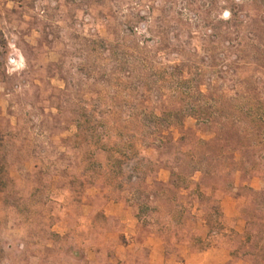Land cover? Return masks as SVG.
Returning a JSON list of instances; mask_svg holds the SVG:
<instances>
[{
	"label": "rangeland",
	"instance_id": "obj_1",
	"mask_svg": "<svg viewBox=\"0 0 264 264\" xmlns=\"http://www.w3.org/2000/svg\"><path fill=\"white\" fill-rule=\"evenodd\" d=\"M235 12L243 26L227 22ZM237 34L245 45L228 52L237 74L210 86ZM139 41L152 46L157 68L179 65L207 96L233 95L241 81L264 100V0H0V264H264V202L253 194L264 188V147L245 125L216 132L182 113L146 145L135 122L120 126L128 114L186 106L173 103L170 84L140 96ZM181 47L203 77L179 64ZM214 136L209 151L200 140ZM200 161L217 162L211 179L171 177L168 166ZM154 193L165 207L149 202L140 212L138 197ZM167 207L194 215L186 230L159 213Z\"/></svg>",
	"mask_w": 264,
	"mask_h": 264
},
{
	"label": "trees",
	"instance_id": "obj_2",
	"mask_svg": "<svg viewBox=\"0 0 264 264\" xmlns=\"http://www.w3.org/2000/svg\"><path fill=\"white\" fill-rule=\"evenodd\" d=\"M236 17L237 13L235 12L233 19L227 22L232 24V26H243L244 21H238ZM127 25L128 26L125 32L130 35L136 34L134 32V29L137 28L135 21L129 22ZM145 28L148 31L152 29L151 26H145ZM239 37V34H237L236 39H239V42L235 46H229L230 42H227V46H225L224 48L225 53H222L218 58L219 63H217V65L219 64L220 68L219 70H217L216 76H212V78H209L210 86L216 84L219 79L223 78V76H221L220 74L227 75V73L231 72L234 75L236 73L235 69L231 66L234 61L231 62L229 60L228 52L231 51L230 48L238 49L239 45H245L243 39ZM135 46L136 54L134 55V60L137 61V64L133 65L134 69H136L138 72L137 89L140 93V96H145L147 92L153 87H158L159 92H161V88L163 85L170 84V89L173 93L174 98L173 103H186V106L184 105V108L181 110V112L177 114L174 112H163L162 115L152 113L150 117L141 116L136 119H134V115L128 114L123 119L122 124L120 126L126 129L128 126L135 122V127L138 128V131H140L142 134V138L140 139L141 145L148 144V140H146V137H150L156 134V132H158L161 127H170L180 124L179 119L182 116L180 117L179 115L183 113V117L187 115L195 116L198 123L208 125L216 129V132L217 130L223 131L231 129H240L243 128L245 125L244 128L248 137L251 139V141H254L253 145H261L264 147V100L259 101L253 95L250 94V92L248 91L249 83H243L240 81V88H232L233 90H235L233 95H228L225 93L223 95H218L216 98H213L207 96L202 90H198V85L196 84L197 81L195 82V79H192L191 77L183 78L181 76L182 72L178 67L179 65H166L157 68V65L155 64L156 62L152 60V46L145 44L144 41H139V43H136ZM180 51L181 52H178L177 54L178 57L181 58V62L179 64L196 68V78L203 77L206 72L203 67H199V62L197 60L198 58H196L195 53H192L191 57L185 56L184 58V48L181 47ZM126 63L128 66L131 65L130 63H128V61H126ZM158 97L161 100L164 97L163 92L159 94ZM109 112L113 113L112 111ZM83 126L84 124L82 123L78 124V128H81ZM93 127L95 128V126ZM146 129L153 130L144 134L143 132ZM105 138H110V134L108 132H106L103 137H99V141H102ZM216 138L217 136H214V138L210 140H200V142L206 149L212 151ZM103 145H106V143L103 142ZM203 163L205 162H196L192 166H190L189 164L180 163L174 167L168 166V168L170 169L172 178L179 175L182 170H187L188 172H191L192 175H194L196 172H200L201 174H203L204 178L211 179L213 177L212 174L215 173V171L217 170V162H215L216 164L212 167L208 163ZM140 166L138 167L141 168L142 166ZM3 183L4 166L0 161V186L3 185ZM175 186L178 187V185L176 184ZM253 194L256 196V198H258V200H260V202H264V188L260 191H254ZM199 196L202 199L209 201L208 197H205V195L202 194V192L200 191ZM153 198L154 200L152 201ZM138 199V204L141 209L140 212L149 209V202H159L160 205L165 207V202L168 201V199H162L160 193H154L153 195L149 196L147 195L144 198L139 196ZM210 209L213 210L215 215H219L218 207H216L215 209ZM158 211L164 217L170 216V219L176 218L177 222L175 226H178L180 229L185 230L187 223H189V220L191 219L190 217L194 216L189 212L188 214H186V210L172 212V210L168 207L166 209ZM138 216L139 218H141L140 213L138 214ZM216 223L218 225V229L221 231L223 229L222 222L219 220ZM253 225V220L249 218L247 220V238H250L249 232L251 231V228H253ZM160 229L164 234L166 240H169V238H171V236L174 234V231L172 230L173 228L170 226V223L167 220L166 222L164 221V224Z\"/></svg>",
	"mask_w": 264,
	"mask_h": 264
}]
</instances>
